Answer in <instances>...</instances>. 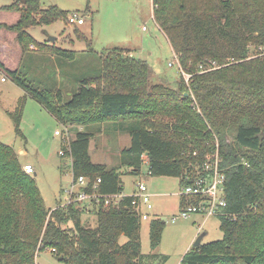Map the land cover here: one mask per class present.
Masks as SVG:
<instances>
[{"label": "trees", "instance_id": "trees-1", "mask_svg": "<svg viewBox=\"0 0 264 264\" xmlns=\"http://www.w3.org/2000/svg\"><path fill=\"white\" fill-rule=\"evenodd\" d=\"M151 3L154 21L178 59L175 87L151 83L146 60L123 47L102 51L99 73L81 77L65 99L60 88H32L17 69L8 72L61 124L121 118L118 128L129 134L130 144L120 155L131 172H139L145 161L150 175L178 178L204 154L217 151L225 174L226 213L217 216L222 237L192 246L180 264H264V0ZM0 10L19 12L15 23L2 25L16 33L23 50L33 43L57 59H75V50L48 46L26 31L66 18L70 11L42 7L40 0H14ZM74 31L91 43L78 28ZM183 73L190 75L187 81ZM25 93L6 112L22 137ZM92 134L77 130L68 143L72 179L86 176L91 191L100 178L98 193H121L122 172L90 158ZM130 200L125 195L106 209L79 202L61 206L59 201L47 207L17 151L0 140V264H38L42 251L62 264H152L157 254L141 251V219ZM89 211L96 216L94 225L81 219ZM148 225L154 249L165 222L153 216Z\"/></svg>", "mask_w": 264, "mask_h": 264}, {"label": "rangeland", "instance_id": "rangeland-1", "mask_svg": "<svg viewBox=\"0 0 264 264\" xmlns=\"http://www.w3.org/2000/svg\"><path fill=\"white\" fill-rule=\"evenodd\" d=\"M13 1L0 0V5ZM40 3L42 7L55 5L62 10L75 11L84 18V23L77 26L69 25L66 18H58L51 24L36 25L26 30L36 41L49 42L50 37H56L48 46L76 51L75 59L65 68L67 71H60L63 66L54 62V55L33 43L23 50L15 39L16 33L2 25L15 23L19 12L0 10V140L14 149H26L22 161L32 163L34 172L30 175L34 177L45 205L52 208L56 201L61 204L62 196L73 180L71 159L66 153L60 155L59 149L68 146L76 130H87L93 133L89 143L93 162L117 167L122 172L126 194H132L139 182L153 194L150 217L156 216L165 222L157 247H150L149 219L141 220L140 225L141 251L157 254L152 264H180L189 245L191 248L199 234L205 233L202 242L220 239L222 231L217 216H178L179 178L150 175L145 161L141 163L139 172L130 171L132 166L126 164L120 155L121 150L130 144L129 134L118 128V122L123 121L121 118L85 125L70 120L61 124L26 94L8 72L17 69L19 78L32 88H60L65 99L76 89L81 77L99 73L102 51L128 47L133 51L129 55L148 63L151 83L161 82L175 87L181 73L178 59L154 21L151 0H40ZM75 28L90 39L89 45L79 40ZM22 92L27 96L19 124L24 137L15 133L14 122L6 113L15 109ZM55 130H59L60 135H56ZM81 219L87 225H94L96 216L89 211ZM198 221L201 228L196 226ZM124 240V236L119 239L120 242ZM36 256L38 264H62L49 251L38 252Z\"/></svg>", "mask_w": 264, "mask_h": 264}, {"label": "built area", "instance_id": "built-area-1", "mask_svg": "<svg viewBox=\"0 0 264 264\" xmlns=\"http://www.w3.org/2000/svg\"><path fill=\"white\" fill-rule=\"evenodd\" d=\"M66 22L69 25H80L84 23V18L73 11L67 15ZM261 55L264 56V52ZM183 75L185 81L190 77L187 73H183ZM55 134L60 135V131L55 130ZM67 150L68 146H65L60 148L58 153L64 156ZM193 154L196 153L193 152ZM220 163L221 157L217 151L206 153L199 164L192 165L181 173L178 177L181 182L178 195L184 200V203L178 210V216L183 218H187L192 214L221 216L226 213L224 211L226 208L224 197L225 174L220 167ZM22 168L27 174L34 172L33 166L29 163L24 164ZM99 181L100 178H97L90 191L88 190V178L82 175L78 176L75 180H72L69 188L65 190L61 204L60 202L59 204L65 206L79 202L88 205L89 209L93 205L102 209L117 206L125 195L121 193H98L95 189ZM129 196H131L130 207L133 212L141 220L150 219V211L153 208L152 194L148 191L146 185L142 182L137 183L133 193Z\"/></svg>", "mask_w": 264, "mask_h": 264}, {"label": "crops", "instance_id": "crops-1", "mask_svg": "<svg viewBox=\"0 0 264 264\" xmlns=\"http://www.w3.org/2000/svg\"><path fill=\"white\" fill-rule=\"evenodd\" d=\"M71 12V11H70ZM9 25V24H8ZM77 26V25H76ZM33 37V36H32ZM34 38V37H33ZM55 39L54 40H52L51 38H49V42H47L49 45H51L55 40H56V37H54ZM39 42V41H38ZM2 44H4V43H2ZM127 49H129V52H131V53H133V51H132V49L131 48H128V47H126ZM54 59V62L56 61L57 62V64H58V66H63V69L62 70H60V71H67L65 68L67 67V66H69V62H65V61H63V60H61V59H57V58H53ZM14 70V69H13ZM2 79V78H1ZM7 80H4V82H6ZM24 95V92H22L21 93V95H20V97H22ZM19 97V98H20ZM18 98V99H19ZM7 111H9V110H7ZM77 131V130H76ZM16 151H17V153L19 154V159H20V161H21V163H22V166L24 165V164H26V163H29V164H31L32 165V163L30 162V161H27V160H23L22 161V157H24L25 155H26V153H27V151H26V149L23 147V148H19V149H15ZM33 166V165H32ZM123 183V182H122ZM134 191V190H133ZM121 194H123V195H130V194H126L123 190H122V192H121ZM152 196H153V194H152ZM178 208H180V202H179V205H178ZM152 210H153V208H152ZM196 215H199V216H203V215H201V214H196ZM195 222H197V220L195 219L194 220ZM200 223V221H198V223H196V226H199L198 228H201V224H199ZM204 235H205V233H204ZM203 235V236H204ZM192 240V239H191ZM192 246H193V243H192ZM190 249V245H189V247H188V249L187 250H189Z\"/></svg>", "mask_w": 264, "mask_h": 264}, {"label": "water", "instance_id": "water-1", "mask_svg": "<svg viewBox=\"0 0 264 264\" xmlns=\"http://www.w3.org/2000/svg\"><path fill=\"white\" fill-rule=\"evenodd\" d=\"M52 40H54V37H50ZM204 233L199 234L197 236V238L195 239V241L193 242V246H198L201 242H202V238H203Z\"/></svg>", "mask_w": 264, "mask_h": 264}]
</instances>
